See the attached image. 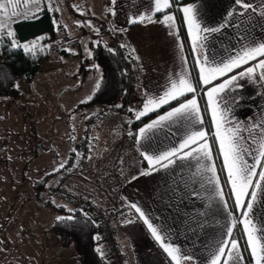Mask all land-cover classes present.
Segmentation results:
<instances>
[{
    "label": "crops",
    "instance_id": "1",
    "mask_svg": "<svg viewBox=\"0 0 264 264\" xmlns=\"http://www.w3.org/2000/svg\"><path fill=\"white\" fill-rule=\"evenodd\" d=\"M247 2L256 7V13L248 10L246 16L237 14L231 18V23L221 33L209 35L207 42L203 39L194 42L182 9L189 5L193 6L194 10L198 11L202 24L216 27L224 23L227 11L236 8L233 0H183L177 5L173 0H169L170 7L175 5V8L160 16H156L154 0H115V3L112 0H102L100 14L105 21L104 28L107 31L104 36L118 42V45L124 47L136 60L133 67L136 76V88L133 93L135 100L125 108L127 112L122 106L108 109L90 107L76 111L74 109L78 103L72 108L74 127L80 131L78 123L84 122L92 133L91 156L89 155L87 165L82 170V177H64L63 173L77 165L75 148H73L75 144L72 143V133H70L69 141L72 147L68 152L67 162L57 170L49 172L58 173L56 177L52 176L48 183L53 181L59 184L60 181L65 180V186L71 193L76 195L83 193L86 199L89 198L99 207L115 208L117 212L115 224L126 264H211L212 256L219 247L223 246L222 241L230 239L224 235L226 228L232 225L228 212L236 218L237 227L233 228V233L240 246V253L245 258L243 264H250V260L251 264H255L246 243V234L242 231L243 224L240 223L244 219L243 209L235 206V193L231 191V182L224 166L223 155L214 136L215 126L208 105L207 90L236 75L238 77L236 83L240 87H234L229 93V98L238 99L228 105L229 111L226 115L232 123L238 122L251 130L252 135L259 139V133L264 131L259 127L264 124V80L259 79L264 69H260L258 64L264 57H257L242 64L225 76L213 80L209 85L199 81L201 65L198 63L203 54L209 55L219 63L221 60L226 61L229 56L236 55L242 47L250 43L264 42V17L259 16L260 5H264V0H247ZM175 9L181 13L184 30L180 26ZM240 11L237 8V12ZM165 14L174 17V27L171 30L158 22L164 19ZM149 15L151 21L147 19ZM141 17H144L142 21ZM129 20L136 22L129 23ZM204 35L206 34L200 33L201 37ZM205 43L207 47H204ZM188 45L191 53H188ZM63 54L67 55V53ZM249 67L255 69L253 78L249 79L247 75L242 79L239 78L238 74L246 72ZM181 71H187L198 91L195 94L188 93L190 96L182 101L143 124L133 127V122L138 120L136 114L143 111L147 99L162 96L169 86V79H175ZM194 73L197 74V79ZM78 88L80 87L75 86L67 90ZM193 96L197 99L201 118L204 121L202 125H196V128L207 133L206 139L212 151V161L205 163L215 165L216 177L224 202L227 204V211L224 209V204L220 203L219 197H215L211 186L206 183L211 173L203 171L202 166L197 165L195 160L189 164L187 161L182 162L177 159L167 169L159 165L152 169L142 155V153L159 154L172 147H179L193 128L187 119L165 121L162 127L146 129L143 136L139 130L146 128L153 121H159L160 116L166 115L173 108L178 107L179 103L186 102ZM171 101L173 100L169 102ZM164 105L166 104L158 107L155 104L151 105L152 110L145 115ZM98 111L102 115L94 124L92 117ZM244 135L248 137V131H245ZM100 137L105 139L102 148H100L101 143H98ZM248 140L245 146L252 148V156H255V148L258 145L251 137ZM96 143L99 146L97 151ZM252 156L245 157L249 163L253 162ZM261 165H264V160L261 161ZM255 171L257 175L252 178L253 187L249 188V192L256 190L254 185L257 182L264 185V181H261L258 175L260 171H264V167L257 166ZM142 173L148 174L142 175ZM46 174L39 179L41 180ZM54 198L59 202L55 203L56 205L72 209L69 206L71 203L65 199L55 195ZM247 199L246 197V202ZM133 204L139 207L145 217L158 229L166 243L179 249L177 260H173L160 247V243L154 239L143 219L140 218V214L131 207ZM254 212L256 216H264V195L255 205ZM5 240L7 239H2L3 243ZM230 247L229 243L225 248V256L221 258V264H224V260L228 258ZM74 254L73 249V258ZM185 256H191L192 259H185Z\"/></svg>",
    "mask_w": 264,
    "mask_h": 264
},
{
    "label": "rangeland",
    "instance_id": "2",
    "mask_svg": "<svg viewBox=\"0 0 264 264\" xmlns=\"http://www.w3.org/2000/svg\"><path fill=\"white\" fill-rule=\"evenodd\" d=\"M0 2L6 4V11L0 12V23L5 25L0 29V51L4 55L9 46L22 45L19 47L25 50L23 46H27L31 49L28 53L42 59L33 79L19 76L17 86L22 94L18 99L0 97V264H73L74 247L63 248L51 231L53 221L63 214L38 200L35 187L43 174L57 170L67 162L72 147L70 133L75 149L80 137L86 136L90 140L92 133L84 122H77L80 131L74 127L71 109L92 96L99 75L91 72L82 80L78 74L81 69L79 53L91 54L92 45L98 41L106 42L110 47L114 40L100 32L105 26L100 14L102 0H38V3L27 5V15L16 16L11 15L13 6L6 0ZM46 8L58 13L55 35L18 41L13 24L37 17ZM15 10L23 13L26 8L20 5ZM8 31L14 32V36L9 37ZM64 39L67 41L57 49L56 41ZM75 86L80 88L67 90ZM99 114L102 115L100 111L93 115V123H97L94 117ZM99 142L100 148L104 147L105 139L100 137ZM91 151L92 146L90 154ZM76 164L63 173L64 177L83 176L87 161L84 165L78 161ZM57 173L52 176L56 177ZM58 187L67 189L65 180L59 184L50 181L43 192L54 204L59 203L54 195L65 199L56 192ZM76 196L87 198L83 193ZM71 204L72 209L76 208Z\"/></svg>",
    "mask_w": 264,
    "mask_h": 264
},
{
    "label": "snow or ice",
    "instance_id": "3",
    "mask_svg": "<svg viewBox=\"0 0 264 264\" xmlns=\"http://www.w3.org/2000/svg\"><path fill=\"white\" fill-rule=\"evenodd\" d=\"M8 5L13 6L12 16L19 14L27 15V5L29 3H38V0H6ZM115 3V0H112ZM174 2V0H173ZM233 4L236 8H232L227 11L224 23L216 27H209L200 22L199 14L197 10H194L193 6L189 5L182 9L184 13L185 22L188 25L189 33L193 36L194 42H198L203 39L205 42L208 40L209 35H215L221 33L222 30L229 26L231 18L239 14L240 16H246L248 10L253 13L257 12L256 7L247 0H233ZM23 5L26 11L18 13L15 8ZM170 8L169 0H154V10L156 13H162L164 9ZM237 8L241 11L238 13ZM151 10V8H150ZM6 11V4L0 2V12ZM259 16L264 17V5H260ZM144 17H141V21ZM151 21V15L147 17ZM135 20H129V23H135ZM166 25L170 30L174 27V17L172 15H164L162 21H158ZM238 26V25H237ZM5 25L0 23V29H3ZM200 33H205L203 37ZM9 37L14 36V32L8 31ZM247 37H245L246 39ZM16 45V42L13 41ZM22 46V45H16ZM25 51H31L27 46ZM204 47H207L205 43ZM257 57H264V42L250 43L241 48L240 52L236 55L229 56L226 61L221 60L217 63L213 58L207 54H203L202 58L198 61L200 63L199 81L204 85H209L213 80L219 77L225 76L235 68H239L242 64L248 63L250 60H255ZM183 59V57H181ZM258 67L264 69V59H260ZM255 73L253 67L246 69V72H240L239 78H244L245 75L249 79H252ZM238 77L233 75L224 80L214 87L207 90L208 105L211 108L212 121L215 126L214 136L219 143V151L223 155L224 166L227 169V176L231 182V191L235 193V206L243 209L242 215L244 219L240 221L243 224L242 231L246 234V243L250 249L252 258L255 264H264V216H256L254 212L255 205L260 202L261 196L264 195V185L257 182L254 185L256 190L249 192V188L253 187V177L257 175L255 169L257 166H262L261 161L264 160V131L259 133V139L252 135V131L241 126L238 122L232 123L226 113L229 111L228 105L235 102L238 98H229V93L234 87H240L237 82ZM260 80H264V72L261 73ZM99 85H97L98 87ZM198 91L194 85L192 78L187 71H181L176 75L175 79H169V86L164 90L162 96L155 99H147L144 104L143 111L136 114V118L144 116L148 111L152 110L151 105L155 104L157 107L162 104L169 103L170 100H178L180 97H184L188 93L195 94ZM91 99V96L88 97ZM158 101V103H157ZM83 102V101H82ZM176 119H187V121L193 126L192 130L186 135V137L179 144V147H172L171 149L159 154H144V159L147 161L149 168L155 169L157 165L161 168L167 169L172 165L175 160L187 161L189 164L193 160L197 165H201L203 171L211 173L207 177L206 183L211 186V190L215 194V197H219L220 203L224 204V209L227 211V204L224 202L223 194L219 188V181L216 177L215 165L212 163H205L212 161V151L207 142V133L196 128V125H202L203 119L201 118V109L195 96L192 99L186 100V102L179 103L178 107L173 108L164 116L159 117V121H153L148 124L146 128L139 130L141 136L145 133L146 129H153L157 126H163L165 121H174ZM264 129V124L259 126ZM248 131V137L244 135V132ZM131 135V133H130ZM251 137L256 142L258 147L255 148V156H252L253 149L246 147L249 142L248 138ZM246 155L252 156V163H249L245 158ZM166 162V163H165ZM148 173H142L146 175ZM259 178L264 181V171L259 172ZM198 195V193H196ZM247 202L245 201V198ZM132 208L140 214V218L143 219L144 224L151 232L154 239L160 243V247L164 252L168 254L173 260H177V254L179 249L173 247L170 243H166L164 238L158 229L149 221L145 214L135 204L131 205ZM228 217L232 220V225L226 228L224 235L230 239L228 241H222L223 246L217 249L215 255L211 258V264H221V258L225 256V248L230 243L231 247L228 250V258L224 260V264H243L244 257L240 253V246L233 233V228L237 227L236 218L232 216L231 212H228ZM58 220H63V217H57ZM185 259H192L191 256H185Z\"/></svg>",
    "mask_w": 264,
    "mask_h": 264
},
{
    "label": "trees",
    "instance_id": "4",
    "mask_svg": "<svg viewBox=\"0 0 264 264\" xmlns=\"http://www.w3.org/2000/svg\"><path fill=\"white\" fill-rule=\"evenodd\" d=\"M182 1L174 0L173 3L177 5ZM175 5L162 13H157L156 16L172 11ZM175 11L180 26L184 30L181 13L178 9H175ZM57 18L58 13L56 10L46 8L37 17L16 21L13 27L18 41L24 42L41 35L54 36ZM100 32L105 34L107 31L103 27ZM92 46L91 54L80 53L81 69L78 74L82 76V80H85L89 73H97L99 75L97 85L99 86L96 87L91 99L79 103L74 110L80 111L90 107L108 109L114 106H122V109L124 108L127 112L125 108L131 102L128 99V95L134 93L136 88V76L133 69L136 64L135 58L124 47L119 45L116 49H111L106 42L98 41ZM8 48L9 50L5 51L4 55L0 51V97H9L16 100L22 94V90L17 86L19 76L24 75L29 80L32 79L38 73L42 59L36 58L22 47L12 48L9 46ZM187 50L188 53H191L189 45ZM194 74L197 79V74ZM188 96L190 94L169 102L134 121L132 126L137 127L143 124ZM53 174H46L35 187V196L38 200L42 201L45 206L55 208L63 214L61 216L64 218L63 220L55 219L53 221L51 231L58 237L63 248L71 245L74 247L75 262L73 264H108L101 252V238L98 233V226L92 217L79 209L73 208L69 210L63 206L56 205L50 199L44 197L43 192L46 191L47 183ZM249 262L251 264V260Z\"/></svg>",
    "mask_w": 264,
    "mask_h": 264
},
{
    "label": "built area",
    "instance_id": "5",
    "mask_svg": "<svg viewBox=\"0 0 264 264\" xmlns=\"http://www.w3.org/2000/svg\"><path fill=\"white\" fill-rule=\"evenodd\" d=\"M66 41L67 39L56 41L57 48ZM117 47L118 43L116 41L110 46L111 49H116ZM128 99L134 101L135 95L133 93L129 94ZM100 118L101 114L95 116L94 120L98 121ZM90 150L91 143L89 138L86 136L80 137L75 149V155L80 165L86 163ZM56 192L62 194L76 209L92 217L98 226V233L101 238V252L105 259L108 260V264H126V258L119 242L118 229L115 224L116 210L99 207L92 201L73 195L63 187H58Z\"/></svg>",
    "mask_w": 264,
    "mask_h": 264
}]
</instances>
